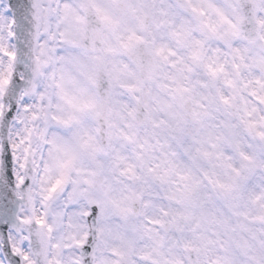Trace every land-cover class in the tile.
<instances>
[{
	"label": "snow or ice",
	"instance_id": "snow-or-ice-1",
	"mask_svg": "<svg viewBox=\"0 0 264 264\" xmlns=\"http://www.w3.org/2000/svg\"><path fill=\"white\" fill-rule=\"evenodd\" d=\"M0 264H264V0H0Z\"/></svg>",
	"mask_w": 264,
	"mask_h": 264
}]
</instances>
